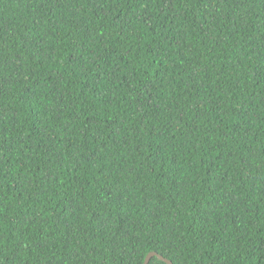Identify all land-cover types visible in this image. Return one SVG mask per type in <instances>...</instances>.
<instances>
[{
	"label": "trees",
	"instance_id": "1",
	"mask_svg": "<svg viewBox=\"0 0 264 264\" xmlns=\"http://www.w3.org/2000/svg\"><path fill=\"white\" fill-rule=\"evenodd\" d=\"M264 264V0H0V264Z\"/></svg>",
	"mask_w": 264,
	"mask_h": 264
},
{
	"label": "water",
	"instance_id": "2",
	"mask_svg": "<svg viewBox=\"0 0 264 264\" xmlns=\"http://www.w3.org/2000/svg\"><path fill=\"white\" fill-rule=\"evenodd\" d=\"M153 256H155V254H154V253H150V254L146 257V259H145V263H144V264H148L150 258L153 257ZM159 259L164 260L167 264H171L170 261L163 259L161 256H159Z\"/></svg>",
	"mask_w": 264,
	"mask_h": 264
}]
</instances>
